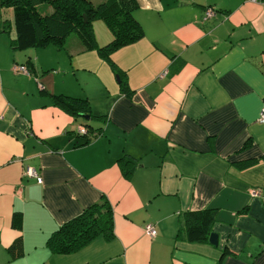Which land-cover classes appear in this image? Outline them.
Masks as SVG:
<instances>
[{"label": "crops", "instance_id": "obj_1", "mask_svg": "<svg viewBox=\"0 0 264 264\" xmlns=\"http://www.w3.org/2000/svg\"><path fill=\"white\" fill-rule=\"evenodd\" d=\"M135 2L144 36L112 62L75 33L17 49L5 10L0 264H264V0ZM208 7L216 14L204 20ZM92 27L98 46L112 41L103 19ZM54 95L88 99L90 119H76ZM102 198L114 236L52 251L50 236ZM203 209L216 212L218 245L177 237L184 214ZM20 236L24 254L11 259Z\"/></svg>", "mask_w": 264, "mask_h": 264}, {"label": "trees", "instance_id": "obj_2", "mask_svg": "<svg viewBox=\"0 0 264 264\" xmlns=\"http://www.w3.org/2000/svg\"><path fill=\"white\" fill-rule=\"evenodd\" d=\"M51 6V12L41 7ZM135 0H104L94 4L90 0H0V32L8 31L11 23L3 18L6 11L12 12L16 32V48L43 47L59 44L69 34L75 33L86 49L98 48L110 62L111 54L120 47L129 45L144 36L142 26L133 15ZM43 9V8H42ZM84 15L87 21L84 20ZM103 19L113 33V39L105 46H98L92 23ZM56 104L78 120L91 113L88 99L54 95ZM86 123V122H85ZM86 134V133H85ZM249 161L245 166L253 164ZM216 221L214 209L188 211L183 216L177 237L195 243H209ZM13 226L20 227V219H13ZM114 236V213L110 201L86 207L82 213L63 223L49 238L48 246L57 253L77 251L95 237ZM11 259L24 254L22 237L16 238L8 248Z\"/></svg>", "mask_w": 264, "mask_h": 264}, {"label": "built area", "instance_id": "obj_3", "mask_svg": "<svg viewBox=\"0 0 264 264\" xmlns=\"http://www.w3.org/2000/svg\"><path fill=\"white\" fill-rule=\"evenodd\" d=\"M252 1H258V0H252ZM215 14H216V11L213 8H211V7L206 8V11H205V14H204V20H207V19L211 18ZM13 69L16 70V71H21V72L29 74V75L31 74V71L25 65L14 64L13 65ZM258 121L262 122V123L264 122V107L262 108V111H261V114L259 116ZM77 129H78V132L81 133V134L87 133V128L83 124L78 125ZM26 173L28 175H30V176H35V177L39 178V175L36 172V170L31 168V167H29L27 169ZM260 193H261L260 190L256 189L255 191H253L252 195L260 196ZM145 232L150 237H154L157 234V230L155 229V227L152 224H147L145 226Z\"/></svg>", "mask_w": 264, "mask_h": 264}, {"label": "water", "instance_id": "obj_4", "mask_svg": "<svg viewBox=\"0 0 264 264\" xmlns=\"http://www.w3.org/2000/svg\"><path fill=\"white\" fill-rule=\"evenodd\" d=\"M84 20L87 21V17L86 15H84ZM81 117H83L85 120H89L90 119V115L89 114H84ZM209 242L211 244L214 245H218L219 239H218V234L216 232H211L210 236H209Z\"/></svg>", "mask_w": 264, "mask_h": 264}, {"label": "rangeland", "instance_id": "obj_5", "mask_svg": "<svg viewBox=\"0 0 264 264\" xmlns=\"http://www.w3.org/2000/svg\"><path fill=\"white\" fill-rule=\"evenodd\" d=\"M42 8H43V7H41V8H40V9H41V11H43V10H42ZM116 79H117V78H116ZM117 81L119 82L120 80H118V79H117Z\"/></svg>", "mask_w": 264, "mask_h": 264}, {"label": "bare ground", "instance_id": "obj_6", "mask_svg": "<svg viewBox=\"0 0 264 264\" xmlns=\"http://www.w3.org/2000/svg\"><path fill=\"white\" fill-rule=\"evenodd\" d=\"M156 229V228H155ZM157 235V234H156Z\"/></svg>", "mask_w": 264, "mask_h": 264}]
</instances>
